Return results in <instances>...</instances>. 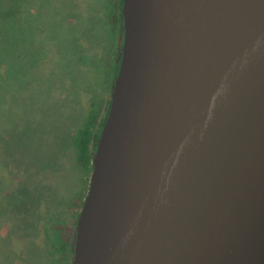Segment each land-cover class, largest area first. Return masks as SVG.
Here are the masks:
<instances>
[{"label":"water","instance_id":"obj_1","mask_svg":"<svg viewBox=\"0 0 264 264\" xmlns=\"http://www.w3.org/2000/svg\"><path fill=\"white\" fill-rule=\"evenodd\" d=\"M70 264H264V0H122Z\"/></svg>","mask_w":264,"mask_h":264},{"label":"rangeland","instance_id":"obj_2","mask_svg":"<svg viewBox=\"0 0 264 264\" xmlns=\"http://www.w3.org/2000/svg\"><path fill=\"white\" fill-rule=\"evenodd\" d=\"M98 2L0 0V264H48L57 237L47 216L77 209L70 135L92 97L107 105L116 74L117 39Z\"/></svg>","mask_w":264,"mask_h":264},{"label":"trees","instance_id":"obj_3","mask_svg":"<svg viewBox=\"0 0 264 264\" xmlns=\"http://www.w3.org/2000/svg\"><path fill=\"white\" fill-rule=\"evenodd\" d=\"M121 5L122 0H102V2H98L95 5L94 11L98 16H100L102 13L107 17V24L110 23L111 30L108 32V36H116L117 53L115 56V73L117 72L120 62V50L123 35ZM63 12L65 11L63 10ZM93 18L95 19L97 17L94 16ZM102 103L103 100L98 96L92 97L90 99L88 108L84 112L81 124H79L70 135L69 144L71 147L73 161L75 166L81 172L80 189L72 197L73 203L77 209L73 212L71 220L66 219L65 221H61L57 215L54 218L47 216L46 223L48 224L45 226L48 228V234L51 235L53 232L57 237L56 240L53 239L52 241H49V243H46V255L44 257L47 258L48 264H70L71 262L74 250L75 224L78 215V209L81 206L82 199L85 196L88 188L89 174L92 169L91 160L95 144L99 136V130L105 118L106 109L108 106L107 103L105 107H102ZM33 160L34 159L28 160V164L31 167L34 166ZM28 175L32 178L30 173H28ZM23 177H25V175H23ZM30 184L34 186V182H31ZM20 185L16 184L11 189L9 194H12L15 191V188L19 187ZM37 217L38 221L42 220L43 224V216L41 217V215H39ZM34 228V222L32 225L30 223V230H34ZM28 241L30 242V240Z\"/></svg>","mask_w":264,"mask_h":264}]
</instances>
